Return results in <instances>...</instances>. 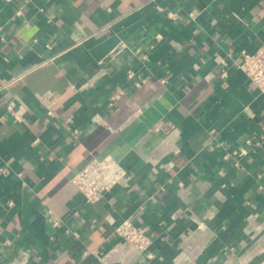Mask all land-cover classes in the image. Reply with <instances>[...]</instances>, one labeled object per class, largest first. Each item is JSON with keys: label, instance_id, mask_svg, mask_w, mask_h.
<instances>
[{"label": "crops", "instance_id": "obj_1", "mask_svg": "<svg viewBox=\"0 0 264 264\" xmlns=\"http://www.w3.org/2000/svg\"><path fill=\"white\" fill-rule=\"evenodd\" d=\"M260 48L264 0H0V264H264ZM107 156L128 178L87 205Z\"/></svg>", "mask_w": 264, "mask_h": 264}, {"label": "built area", "instance_id": "obj_2", "mask_svg": "<svg viewBox=\"0 0 264 264\" xmlns=\"http://www.w3.org/2000/svg\"><path fill=\"white\" fill-rule=\"evenodd\" d=\"M10 1V0H8ZM174 15V14H173ZM239 69L245 74L248 80L255 86V89L264 94V48H260L254 53H241V63ZM227 72L223 73L226 77ZM127 77L134 79L135 74L128 72ZM139 81L136 83L138 87ZM125 94L124 88H116L111 92L108 100L109 107L113 108L118 99ZM8 111L12 113L13 104L8 105ZM228 156L225 157L227 159ZM2 171V168H0ZM128 178L127 171L112 157L107 156L101 160L95 159L89 162L72 179L78 194L87 205H92L101 200L107 193L117 185L123 183ZM12 205V203H10ZM51 227L57 228L60 220L51 212L48 216ZM114 235L136 252L137 258L152 259L155 241L148 229L137 227L131 221L125 220L114 228ZM29 252H24L22 264H27ZM144 263V262H143Z\"/></svg>", "mask_w": 264, "mask_h": 264}]
</instances>
